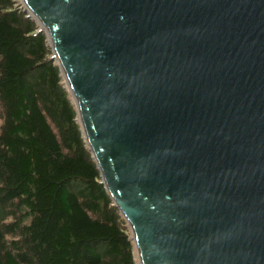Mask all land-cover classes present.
I'll return each mask as SVG.
<instances>
[{
  "label": "water",
  "instance_id": "1",
  "mask_svg": "<svg viewBox=\"0 0 264 264\" xmlns=\"http://www.w3.org/2000/svg\"><path fill=\"white\" fill-rule=\"evenodd\" d=\"M138 264H264V0H22Z\"/></svg>",
  "mask_w": 264,
  "mask_h": 264
},
{
  "label": "trees",
  "instance_id": "2",
  "mask_svg": "<svg viewBox=\"0 0 264 264\" xmlns=\"http://www.w3.org/2000/svg\"><path fill=\"white\" fill-rule=\"evenodd\" d=\"M20 1L0 0V264H137L47 38Z\"/></svg>",
  "mask_w": 264,
  "mask_h": 264
},
{
  "label": "rangeland",
  "instance_id": "3",
  "mask_svg": "<svg viewBox=\"0 0 264 264\" xmlns=\"http://www.w3.org/2000/svg\"><path fill=\"white\" fill-rule=\"evenodd\" d=\"M19 4H20V2H19ZM19 8L23 11L22 6H20ZM45 37L47 38V35ZM54 62L57 63L56 61H54ZM134 259H135L136 263L138 264L137 255H136V251L135 250H134Z\"/></svg>",
  "mask_w": 264,
  "mask_h": 264
},
{
  "label": "bare ground",
  "instance_id": "4",
  "mask_svg": "<svg viewBox=\"0 0 264 264\" xmlns=\"http://www.w3.org/2000/svg\"><path fill=\"white\" fill-rule=\"evenodd\" d=\"M3 130V129H2Z\"/></svg>",
  "mask_w": 264,
  "mask_h": 264
}]
</instances>
